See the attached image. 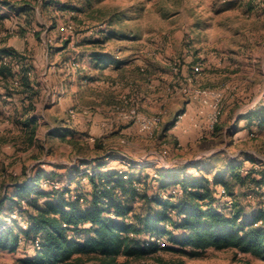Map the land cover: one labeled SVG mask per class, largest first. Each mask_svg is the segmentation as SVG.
<instances>
[{
  "label": "rangeland",
  "instance_id": "obj_1",
  "mask_svg": "<svg viewBox=\"0 0 264 264\" xmlns=\"http://www.w3.org/2000/svg\"><path fill=\"white\" fill-rule=\"evenodd\" d=\"M58 1L80 9L65 11L43 0H0V49H14L13 61L25 62L31 83L17 86L18 75L0 76V197H11L15 182L38 171L44 172L42 182L52 177L66 184L68 173L75 171L73 164L92 155H108L104 168H123L122 153L151 160L144 169L151 182L149 192L153 183L158 185L152 178L157 179L162 167L186 168L197 175L210 168L207 175L213 178L228 162L252 165L246 159L250 155L255 167L264 169V123L254 114L264 107V0ZM93 37L104 39L86 40ZM94 50L108 53L111 66L94 68L90 59ZM9 59L4 57L1 63ZM197 65L199 73L193 70ZM224 85L229 88L218 126L206 130L205 117L186 110L187 103L195 104L193 100L200 104L190 89ZM149 93L162 103L151 111L163 115L162 128L153 135L112 113L115 104L134 103L147 110L144 99ZM181 110L187 113L185 127L190 130L183 134L182 123L169 133L166 122ZM241 115L244 118L239 119ZM26 116L36 118L35 130L34 122H23ZM66 127L73 132L51 133ZM118 150L119 158L111 155ZM159 153L165 156L164 165L155 160ZM191 162L200 169L190 167ZM76 181L71 186L81 181L83 191L89 188L88 178ZM262 189L255 184L233 185L234 197L246 212L262 201ZM133 205L140 211L143 201L136 199ZM16 255L2 251L0 260L13 263ZM118 262L264 264L253 254L213 247L199 257L163 248L141 257L120 255Z\"/></svg>",
  "mask_w": 264,
  "mask_h": 264
},
{
  "label": "trees",
  "instance_id": "obj_2",
  "mask_svg": "<svg viewBox=\"0 0 264 264\" xmlns=\"http://www.w3.org/2000/svg\"><path fill=\"white\" fill-rule=\"evenodd\" d=\"M43 1L65 11L80 9L58 0ZM103 39L86 40L99 43ZM68 44L69 40H65V46ZM15 56L13 48L0 49V76L18 75L17 86H31L29 67L20 59L13 61ZM4 57H10L9 63H1ZM90 59L94 68L111 66L113 62L108 53L95 50ZM261 110L254 114L264 123V107ZM242 118L244 115L239 119ZM25 119L27 125L34 122L32 131L35 130L36 118ZM69 132L73 130L66 127L51 133L66 136ZM107 157L95 155L78 160L61 188L44 187L43 171L15 182L12 196L0 197V253L9 250L17 255L13 263L0 260V264H119L120 255L141 257L164 248L199 257L209 247L235 248L264 260V189L262 201L249 212L233 191L236 183L264 186V169L255 167L252 156H246L252 165L228 162L213 178L207 175L210 168L201 169L197 175L187 173L186 168L178 171L162 167L157 179L152 178L158 185L153 183L150 192L151 182L144 171L148 164H133L124 177L116 166L104 168ZM188 165L199 168L194 162ZM78 178H88L89 188L83 191L81 181L71 186ZM172 187L181 188L182 193H171ZM228 197L233 198L232 203ZM8 199L11 201L5 211ZM136 199L143 201L140 211L134 209ZM158 239L165 242L164 247ZM85 254L95 259L87 261Z\"/></svg>",
  "mask_w": 264,
  "mask_h": 264
},
{
  "label": "built area",
  "instance_id": "obj_3",
  "mask_svg": "<svg viewBox=\"0 0 264 264\" xmlns=\"http://www.w3.org/2000/svg\"><path fill=\"white\" fill-rule=\"evenodd\" d=\"M193 70L194 72L199 73L201 71V66L197 65ZM187 78L188 80H191L192 76L188 75ZM227 88H229L228 85H224V87L220 88L205 87L190 89L193 99L199 101L200 103L199 113L206 115V130L212 131L216 127L222 113L225 91ZM125 102L129 103V100L126 99ZM112 113L124 121H134L138 125L141 132L150 135H153L154 132L162 128L163 125L162 114L141 111L134 103L125 105L115 104L112 108ZM186 116L187 113L184 110L177 112L170 122V129L174 131L176 128L180 127ZM103 125L106 127V122H103ZM121 140L122 142H125V139L122 138ZM120 159L123 165V168H121L120 171L123 173L124 177H127L133 164L141 166L151 162V160L144 156L134 158L126 153H122ZM155 160H158V162L162 163V165L166 162L165 156L160 153L156 156ZM64 183L65 182L62 180H55L52 177H46L44 178L42 185L44 187L61 188L65 185ZM221 192L224 194L226 193L225 187L221 188ZM171 193H182V189L179 187H172ZM227 201L232 203L233 198L228 197ZM158 242L162 245L165 244V242L161 239H158ZM36 244H39L38 240L36 241Z\"/></svg>",
  "mask_w": 264,
  "mask_h": 264
},
{
  "label": "crops",
  "instance_id": "obj_4",
  "mask_svg": "<svg viewBox=\"0 0 264 264\" xmlns=\"http://www.w3.org/2000/svg\"><path fill=\"white\" fill-rule=\"evenodd\" d=\"M148 92H149V90H147ZM144 106L147 108V110H145V112H147V113H151V111H156V110H158L160 107H161V105H162V103L159 101V99L158 98H156V97H154V95H150V93H149V95H146L145 96V99H144ZM193 103H195V104H191V103H187L186 104V110H187V112L189 113V114H193L194 113V111L196 110V112L198 111L199 112V110L197 109L198 108V106H199V108H200V104L198 105L197 103L198 102H195L194 100L192 101ZM185 104V103H184ZM185 106V105H184ZM195 114V113H194ZM193 114V115H194ZM199 115H201V116H203V117H205V120H206V115L205 114H199ZM171 120L172 119H170L169 121H167L166 122V124H167V130H168V132L169 133H171L172 132V130L170 129V123L169 122H171ZM188 123H189V120L188 119H186L184 122H183V124H182V128L183 129H181L180 131H182L183 132V134H185L187 131H189L190 130V128L189 127H185L186 125H188ZM136 128H138L137 126H135ZM177 129V128H176ZM187 134V133H186ZM185 137H186V140L188 139L187 138V136L188 135H184ZM136 142V141H135ZM187 142V141H186ZM137 143H139V141H137ZM121 152L122 151H120V150H118L116 153H115V155L117 156V158H119V156H120V154H121ZM92 156H95V155H92ZM179 158L180 157H183V156H178ZM196 159H198V158H196ZM107 164H108V162L105 164L106 166H107ZM113 167H115V166H113ZM117 167V166H116ZM255 209V208H254ZM253 210V209H252ZM251 210V211H252Z\"/></svg>",
  "mask_w": 264,
  "mask_h": 264
}]
</instances>
